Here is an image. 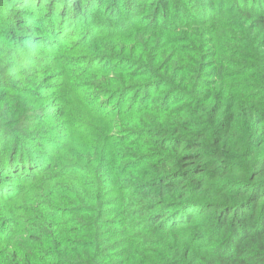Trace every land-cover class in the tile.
<instances>
[{
  "label": "trees",
  "instance_id": "obj_1",
  "mask_svg": "<svg viewBox=\"0 0 264 264\" xmlns=\"http://www.w3.org/2000/svg\"><path fill=\"white\" fill-rule=\"evenodd\" d=\"M0 264H264V0H0Z\"/></svg>",
  "mask_w": 264,
  "mask_h": 264
},
{
  "label": "rangeland",
  "instance_id": "obj_2",
  "mask_svg": "<svg viewBox=\"0 0 264 264\" xmlns=\"http://www.w3.org/2000/svg\"><path fill=\"white\" fill-rule=\"evenodd\" d=\"M14 100H16V103H18V97L17 96H15L14 98H13ZM21 101H23L22 100V97L20 98V102ZM29 105H30V107H29V110H31L30 111V113L32 112V113H39V112H41V108L38 106V104L37 103H34V101L33 100H29ZM35 105H34V104ZM23 104H24V101L20 104V108H22V106H23ZM19 108V107H18ZM30 115V114H29Z\"/></svg>",
  "mask_w": 264,
  "mask_h": 264
}]
</instances>
